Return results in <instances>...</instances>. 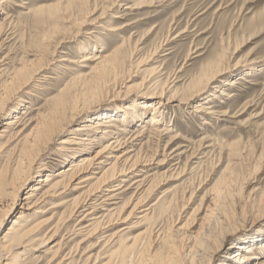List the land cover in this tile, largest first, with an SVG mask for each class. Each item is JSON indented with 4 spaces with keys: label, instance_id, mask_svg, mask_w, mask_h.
<instances>
[{
    "label": "rangeland",
    "instance_id": "1",
    "mask_svg": "<svg viewBox=\"0 0 264 264\" xmlns=\"http://www.w3.org/2000/svg\"><path fill=\"white\" fill-rule=\"evenodd\" d=\"M11 1L24 9L13 5L10 8L5 6V13L12 20L9 27L12 36L3 47L0 57H9L5 62L8 73L20 68L25 60L33 61L27 65L31 71L39 67H43V71L37 76L40 83L33 90L34 96L27 95V90L24 89L21 92H9L10 95L0 98V103L5 102L7 105L0 114V127L7 114L20 113L25 110L24 106L31 107L28 111L31 114L26 119L35 117L63 88H71V94L86 92L88 87L91 88L93 78L89 77V70L79 63L82 57L88 53L91 56L104 57L123 46L119 54L125 57L118 78L106 88V94L88 103L85 108L82 106L83 102L80 103V113L83 114L74 126L81 124L86 116L94 113L116 111L119 120L117 125L120 128L125 126L127 133L134 131V134H138L148 128L141 142L133 143L136 145L133 149L142 158L139 157V161L146 165L139 175H150L148 181L152 180L151 175H158L150 182L153 188L146 195L145 206L136 210L127 224H112L109 228H103V234L82 240L77 252L72 255L77 264H84L88 256L95 257L100 250L102 253L105 243L102 236L109 237L119 228L137 223L136 217L141 215L139 211L159 199V202L164 200L169 195L164 196V193L168 191L177 195V200L162 221L158 222L156 232L159 230V237H154L152 254H168L170 247L178 251L192 248L203 250L207 247L201 259L200 256L197 258L198 263L230 264L229 259L234 253L242 254L250 247L243 244V241L261 243L264 239V0H155L151 4L143 0H119L113 7L110 4L116 0H98L99 10L94 16H78L75 9L70 12L80 20L66 32L59 30L51 41L45 43L47 46L44 58L38 62V68L35 67L38 59L29 56L31 54L27 46L35 47L42 40L45 26L32 13H26L25 9L64 4L66 0ZM23 2L26 4L23 5ZM135 4L140 8L132 11L125 9L126 6ZM102 11L104 15L97 21H92ZM114 16H120L121 19H114ZM126 24L130 26L124 31H108ZM175 36L178 37L171 42ZM133 47L138 49L134 55H130ZM61 59L72 62H60ZM215 62L219 64V69H223L224 75L211 87H207V78H202V75L213 68ZM87 63L89 66L94 65V62ZM47 75L53 79L46 81ZM239 76L251 83L237 80L239 84L235 87L225 85ZM175 77L177 79L173 83L175 86L172 92H177L179 99L190 98L189 92L200 77L198 89L203 94L191 97L182 105L174 103L164 109V119L158 128L163 129L166 134L158 137L150 130L148 118L152 114L151 109L147 108L145 112L138 107L143 101H151L141 93L146 92L147 88L151 91L159 90L167 80L170 82ZM221 89L225 90L228 97L220 95ZM204 101L215 106L216 115L195 113L193 106ZM33 109L37 110L32 112ZM135 112L139 115V120L136 118L134 122L123 124L119 116L125 114L132 117ZM223 112L227 116H219ZM64 136L57 138L54 145ZM174 137L178 139L164 150L169 139ZM99 142L97 147L107 141ZM208 145L213 146L205 149ZM174 148L180 150L165 160V164L158 166L157 163L164 158V152L168 154ZM47 157L49 155L44 159L47 160ZM62 161H53L51 171L66 166ZM39 176L35 175L23 185L19 202ZM132 178L128 180L131 181ZM130 184H126L118 192L120 199L110 201V204L119 203L117 207L125 203L121 212L123 217L128 215L133 207L132 203L142 192L135 191V186ZM132 195L134 197L128 202ZM111 206L101 211L98 209L94 216L106 214L105 210L113 208ZM11 213L0 226L1 233L18 210L14 209ZM80 214L71 220L67 228L76 223ZM50 215L51 212H48L41 219ZM85 225L86 223L76 229ZM145 227L147 226L136 225L128 232V238L144 231ZM66 233L64 230L45 248L34 253L40 258L41 264H46L50 259L51 254L46 251ZM83 238L74 235L69 241L66 240L69 242L66 245L68 247L63 248L57 261L67 255L71 248H75L74 245ZM199 241L202 246L197 245ZM222 242L225 243L219 254L213 256V249H219ZM256 243L252 247L253 253L257 251ZM239 246L241 249H237ZM262 252L264 257V251ZM105 257L107 256L103 255L98 258L96 263H105ZM255 258L258 261V256ZM90 260L86 264H93V260ZM185 262L187 264L190 261L186 258ZM110 264H120L119 259Z\"/></svg>",
    "mask_w": 264,
    "mask_h": 264
},
{
    "label": "bare ground",
    "instance_id": "2",
    "mask_svg": "<svg viewBox=\"0 0 264 264\" xmlns=\"http://www.w3.org/2000/svg\"><path fill=\"white\" fill-rule=\"evenodd\" d=\"M118 1L116 0L113 4H110L111 7ZM143 1L151 4L155 0ZM22 4L25 5L26 3L23 2ZM60 4L40 6L32 10L25 9L26 13H32L38 22L45 26L44 34L42 33L43 36H41L42 40L38 41L35 47L27 46L29 50L25 49V51L28 50L30 52L31 55L28 54L29 56L38 59L35 64L37 68L38 62L42 61L41 59L47 46L45 43L51 41V38L53 39L59 30L66 32V30L68 31L75 25V22L80 20L77 15L75 18L70 13L72 10L75 9L78 16L80 14H92L91 16H94L99 10L98 0H77V3H74V0H66L64 4ZM10 5L23 8L18 4H13L11 0H0V55L3 53V47L6 42L12 36V33H9L12 20L5 13V6L10 8ZM137 8L140 7L136 4L125 7L126 10L131 11ZM103 11L92 21L95 22L104 15ZM113 18L121 19L120 16H114ZM128 26L130 25L126 24L118 29H108V31H124ZM177 37H173L170 41L172 42ZM122 48L123 46L104 57L91 56L88 55L89 53L82 57L79 63L83 64V68L89 70L90 73L88 75L93 78L90 83L91 88L89 89L88 87L86 92L71 94V88H63L56 97L52 100L49 99L47 107L43 111L37 112L38 114L35 117L26 119L31 114L28 113L31 110L30 106H24L25 110L20 113L6 115L7 118L2 127H0V226L12 214L11 212L14 209H17L18 213L12 218L10 224L6 226L5 231L2 233L0 231V264H41L40 258L34 253L45 248L49 242L53 241L64 230L67 233L62 235L61 239L46 251L51 254L46 264H77L72 255L77 252L82 240L95 238L98 234H103V228H109L108 226L112 224H117L118 222L127 224L133 213L145 206L146 195L153 188L150 182L157 178L158 175H151L152 180L149 181L148 177L150 175L144 177L139 175L144 170L143 166L146 165L144 163V165L141 164L139 161L140 154L133 149L136 146L133 143L138 141L140 143L144 137V132L148 128L143 129L138 134H134V131H132L130 135L127 133L125 126L120 128L117 125L119 120H117L118 113L116 111L94 113L86 116L81 124L74 126L83 114L80 113V103L83 102L82 106L84 105L85 108L88 103L106 94V88L118 78V72L125 57L119 54ZM137 49V47H133L130 50V55H134L133 53ZM8 58L7 55L0 57V98H3V95L7 97V95H10L9 92H21L24 89L27 90V95L34 96L33 90L38 88L40 83L37 76L43 71V67L31 71L27 65L33 61L25 60L20 64V68H15L11 73H8L7 63H5L9 60ZM60 62L70 63L72 61L61 59ZM87 62H94V65L89 66L90 64ZM140 62L142 63V60ZM215 64L213 68L202 75V78H207L205 83L207 87H211L224 75L223 69H219V64L216 62ZM45 77L46 81L53 79L50 75ZM176 79L177 77L170 82L167 80L159 90L151 91L147 88L146 92L141 93L151 101H143L138 107L145 112H147V108L151 109L152 114L148 118L149 126L150 130L154 131L158 137L166 134L163 129L158 128L164 119V109L174 103L182 105L185 101L190 100L191 97L203 94V91L199 93L201 89H198L201 81L200 77L189 92L190 98L188 100L179 99L177 92H172V88L175 86L173 83ZM237 80L251 83L244 77L239 76L237 79L225 83V85L235 87L239 84L236 82ZM220 95L228 97L224 89L220 90ZM4 103H0V114L7 107L6 103ZM152 103L154 104L153 106ZM214 108L215 106L209 105L205 101L198 102L193 106L195 113L208 116L217 114ZM35 110L37 109H33L32 112ZM219 116L225 117L227 113L223 112ZM119 117H121L123 124L126 125L129 122H134L136 118L139 120L137 112L132 117H127L125 114H121ZM25 119L27 120L26 122H24ZM62 135L65 136L61 138L57 145H54L55 140ZM177 139V137L170 138L164 150L168 145H173ZM101 140H106L107 142L97 147L96 144ZM212 146L208 145L205 149L212 148ZM232 146L234 147V145ZM229 147H231V144ZM180 148H174L168 154L164 152L163 160L159 161L157 165L165 164V160H168ZM47 155L49 157L45 160L44 158ZM204 155L207 156V153H204ZM59 159H62V164H66V166L57 169V171H51L54 166L53 161H59ZM35 175L40 176L29 186L28 192L19 202L21 188ZM132 176L135 177L132 178ZM130 178H132L131 181L128 180ZM126 184L135 186V191L142 190V192L137 196L135 202L132 203L133 207L128 215L123 217L121 212L125 203L121 207H117L119 203L110 204V201L116 200L121 196L119 195L120 190ZM129 188L130 186L125 191ZM169 192L164 193V196L169 195L161 202H159V199L156 203L139 211L141 215L137 216L138 218L136 217L138 222L135 224L147 226L144 231L139 232L132 238H128V232L136 227L135 224H130L119 228L109 237L102 236L105 239L103 246L105 252L102 250L103 252L100 253V250L95 257L88 256L84 264L90 259L93 260V264H100L96 262L103 255L107 256L105 257L107 261L103 264H110L116 259H119L120 264H186V258L190 261L187 264H196L197 258L200 256L201 259L202 254L207 251V247L203 250L201 248L196 250L192 248L193 251L192 249L178 251L170 247L171 251L168 254H152L154 237H159V230L156 232L158 222L162 221V218L168 214L177 200V195ZM133 195L128 199V202L132 200ZM262 203L264 206V199ZM109 205H112L113 208L106 209V214L94 216L96 215L94 212L98 209L101 211L105 207L109 208ZM48 212H51V215L41 219ZM79 213H81V216H79L76 223L67 228L71 220ZM37 216L39 217L35 219ZM85 223L84 227L76 229ZM74 235L84 238L75 244V248H71L67 255L57 261L63 252V248L68 247L66 245L69 242H66V240L69 241V238ZM225 242H222V246L219 249L212 248L214 250L213 256L219 254V250L222 249ZM260 242L257 244L251 240L243 241V244L250 247H247L242 254L239 252L234 253L230 257L229 263L247 264L249 261L255 260L251 264H264V257L262 256L264 239ZM255 243L257 244V251L253 253L252 247L256 246ZM199 244L202 246V242L199 241L197 245ZM237 249H241V246L237 247ZM251 255L254 256L250 257ZM255 256H258V261H256Z\"/></svg>",
    "mask_w": 264,
    "mask_h": 264
}]
</instances>
